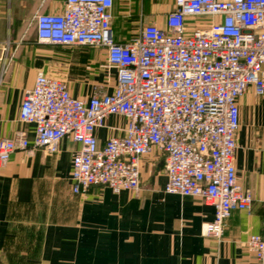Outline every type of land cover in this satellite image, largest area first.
Segmentation results:
<instances>
[{
	"label": "built area",
	"instance_id": "obj_1",
	"mask_svg": "<svg viewBox=\"0 0 264 264\" xmlns=\"http://www.w3.org/2000/svg\"><path fill=\"white\" fill-rule=\"evenodd\" d=\"M114 4L65 0L61 11L35 14L38 42L104 49L116 84L84 99L72 94L67 78L39 72L20 110L33 136L25 130L0 136V170L15 151L54 154L71 137L81 144L72 160L73 191L105 185L119 194L138 192L143 157L152 164L162 154L165 192L213 206L202 234L219 239L234 210L253 206L252 192L238 180L236 137L240 97L251 86L264 94V0H175L166 27L147 24L127 42L115 40ZM204 16L211 18L208 27L197 22ZM113 114L127 118L123 134L100 144L96 130ZM247 246L264 264V235L252 234Z\"/></svg>",
	"mask_w": 264,
	"mask_h": 264
},
{
	"label": "crops",
	"instance_id": "obj_2",
	"mask_svg": "<svg viewBox=\"0 0 264 264\" xmlns=\"http://www.w3.org/2000/svg\"><path fill=\"white\" fill-rule=\"evenodd\" d=\"M64 5L65 0H0V57L8 48L0 85V136L19 130L33 136V126L20 120L25 91L39 72L51 75L52 64L68 60L51 44L38 42L34 17ZM174 8L175 0H115V40L127 42L147 24L166 27ZM210 21L197 19L204 27ZM105 64L101 48L75 55L69 63L77 67L72 94L89 99L97 88L112 92L116 71L108 78ZM239 105L235 166L240 184L253 194V206L234 210L221 238L202 234L203 224L214 219L213 206L200 197L165 192V169L145 176L149 156L143 157L138 192L116 194L108 186L92 185L75 193L72 160L81 144L64 137L56 153L18 150L0 170V264H260L247 240L264 235V94L257 95L251 86ZM127 121L109 115L96 130L100 144L123 134Z\"/></svg>",
	"mask_w": 264,
	"mask_h": 264
},
{
	"label": "rangeland",
	"instance_id": "obj_3",
	"mask_svg": "<svg viewBox=\"0 0 264 264\" xmlns=\"http://www.w3.org/2000/svg\"><path fill=\"white\" fill-rule=\"evenodd\" d=\"M205 19V18H204ZM55 45H51L49 46L52 49H55L60 55H68V60H65L66 62L61 63V65H54L52 64L50 67V71H51V75L54 74L57 77H63V78H67L68 81L70 82L72 79L75 78V74L77 73V67L76 65H73V67L71 65H69L70 61L73 59V57L75 55H87L91 52H96V50H98L99 48H93V47H74V48H67V47H63L61 48H55L53 47ZM62 47V46H59ZM64 49H69L70 51H65ZM64 63H68V65L64 64ZM53 71V73H52ZM107 74V71L103 73V76H105ZM160 157H158L156 159L155 162H152V164H150L151 162H149V164L146 166V172H145V176H153V175H158L160 174V169H165V164L161 165L160 164L162 162H164L163 159H159ZM162 167V168H160Z\"/></svg>",
	"mask_w": 264,
	"mask_h": 264
},
{
	"label": "water",
	"instance_id": "obj_4",
	"mask_svg": "<svg viewBox=\"0 0 264 264\" xmlns=\"http://www.w3.org/2000/svg\"><path fill=\"white\" fill-rule=\"evenodd\" d=\"M161 165H164V162H162V163L160 164V166H161Z\"/></svg>",
	"mask_w": 264,
	"mask_h": 264
},
{
	"label": "trees",
	"instance_id": "obj_5",
	"mask_svg": "<svg viewBox=\"0 0 264 264\" xmlns=\"http://www.w3.org/2000/svg\"><path fill=\"white\" fill-rule=\"evenodd\" d=\"M55 46H58V45H55ZM62 47H64V46H62ZM68 48V47H67Z\"/></svg>",
	"mask_w": 264,
	"mask_h": 264
}]
</instances>
